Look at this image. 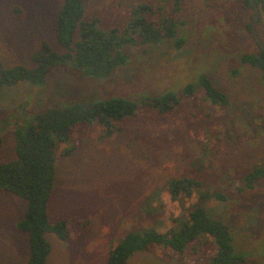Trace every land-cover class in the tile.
Masks as SVG:
<instances>
[{
	"label": "rangeland",
	"instance_id": "374dc122",
	"mask_svg": "<svg viewBox=\"0 0 264 264\" xmlns=\"http://www.w3.org/2000/svg\"><path fill=\"white\" fill-rule=\"evenodd\" d=\"M63 0H0V75L14 67L34 68L32 55L47 44L63 49L54 26ZM85 21L108 34L134 19L177 24L176 35L150 45L123 49L126 62L108 78L52 71L41 86L18 83L0 88V163L16 159L14 132L24 133L34 117L52 106L92 105L121 98L136 103L173 94L175 110L160 117L141 103L136 118L114 125L78 128L74 139L58 144L49 221L80 218L82 236L64 242L46 233L47 264H107L110 250L128 234L179 230L202 195L221 193L204 203L208 219L228 228L234 252L264 264V180H245L264 166V78L240 63L260 48L247 28L252 10L244 0H82ZM147 8V10H145ZM18 9L17 16L14 10ZM22 13L20 14V11ZM264 43V24L258 23ZM183 40L178 48L176 39ZM78 35H76V40ZM205 76L227 97L213 105L197 87ZM193 85L192 93L182 92ZM72 151L63 156L66 148ZM199 183L190 194L171 197L169 182ZM26 202L0 193V264H27L28 237L15 231ZM71 234L77 228L69 224ZM214 246L200 235L181 255L170 250L135 252L127 264H212Z\"/></svg>",
	"mask_w": 264,
	"mask_h": 264
},
{
	"label": "trees",
	"instance_id": "16d2710c",
	"mask_svg": "<svg viewBox=\"0 0 264 264\" xmlns=\"http://www.w3.org/2000/svg\"><path fill=\"white\" fill-rule=\"evenodd\" d=\"M254 2L259 8V23L264 24V0ZM244 5L252 10L250 0H244ZM17 11L18 9L14 10L16 17L19 16ZM83 12L82 0H63L56 17L54 37L64 52L58 54L49 45L42 44L41 49L32 55L34 68L18 66L1 71L0 88L22 82L41 86L46 77L56 69L74 76L108 78L125 64V47L155 44L164 39H172L176 35L177 24L169 18L160 22L138 18L131 20L122 31L112 29L108 34H104L96 29V20H84ZM247 28L250 31V24ZM182 42L181 38L176 39L175 45L179 48ZM240 63L258 70L264 78V51L261 49L255 55H242ZM197 87L203 90L211 104H227V97L209 78L202 76ZM192 89L193 85H189L182 94L189 96ZM178 102V96L166 94L148 97L139 103L113 98L89 108L74 104L52 106L37 114L24 133L14 132L16 159L0 163V193H10L26 202L24 218L14 224V229L28 237L27 264H47L50 244L45 239L46 233H53L64 242H74L82 236V229L88 223L76 217L62 218L55 224L49 221L58 144L72 141L78 128L84 125L100 123L108 133L121 130L114 124L128 118H136L141 103L155 109L163 118L175 110ZM3 143L0 134V149ZM72 149L73 147L66 148L63 156H67ZM258 180H264V166L256 167L248 174L245 180L246 188H253ZM198 185V182L188 178L172 179L169 182L171 197L174 198L181 191L189 195L191 188ZM212 197L225 200L221 193L202 195L179 230L171 229L164 234L153 230L128 234L110 250L107 264H127L135 252H149L159 248L181 255L200 235L208 236L214 246L212 264H252L234 252L228 228L208 219L204 203ZM69 224L77 228L76 234H71Z\"/></svg>",
	"mask_w": 264,
	"mask_h": 264
},
{
	"label": "water",
	"instance_id": "95a60500",
	"mask_svg": "<svg viewBox=\"0 0 264 264\" xmlns=\"http://www.w3.org/2000/svg\"><path fill=\"white\" fill-rule=\"evenodd\" d=\"M250 4L252 7V17H251V21H250V32L255 40V42L257 43L258 47L264 51V43L261 39V37L259 36L258 33V23H259V8L256 5V3L254 2V0H250Z\"/></svg>",
	"mask_w": 264,
	"mask_h": 264
}]
</instances>
